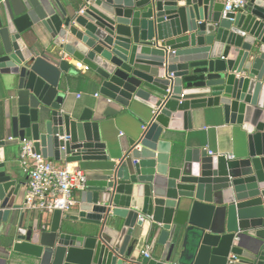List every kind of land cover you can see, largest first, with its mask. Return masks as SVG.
<instances>
[{"label": "water", "instance_id": "1", "mask_svg": "<svg viewBox=\"0 0 264 264\" xmlns=\"http://www.w3.org/2000/svg\"><path fill=\"white\" fill-rule=\"evenodd\" d=\"M222 9L215 0H0V109L12 138L57 162L111 160L93 112L64 108V56L109 103L153 112L131 150L88 178L74 215L26 225L11 204L22 185L15 165L0 161V222L21 264L130 263L146 243L141 264H264V0L224 18ZM38 28L52 42L35 50L26 40ZM198 113L238 127L244 156L172 148L169 131Z\"/></svg>", "mask_w": 264, "mask_h": 264}, {"label": "crops", "instance_id": "2", "mask_svg": "<svg viewBox=\"0 0 264 264\" xmlns=\"http://www.w3.org/2000/svg\"><path fill=\"white\" fill-rule=\"evenodd\" d=\"M216 3H221L215 0ZM222 4V3H221ZM29 47L38 50L43 46L51 43L48 34L38 28L34 35L27 37ZM75 61L70 60L71 71L65 75L64 85V108L68 109L72 106L90 109L94 117L99 121V130L101 140L106 144V152L110 156L109 162H82V163H66L63 161L57 162L51 160L59 167L68 166L70 169H79L88 177L103 176L102 169H112L113 163H116L121 157L127 154L130 150L131 140L137 139L143 132V126L147 127L152 120L153 112L145 109L141 112H133L122 108L117 104H111L109 101L99 95V92L88 81V73L81 72L74 68ZM4 90L0 84V106ZM169 139L172 141V148L176 149L178 144L180 150L187 148L205 149L211 155H225L227 158L238 159L244 156L246 151V143L242 141L245 137L238 127L226 125L223 122L222 116L217 118L198 113L194 115L190 121V127L184 129L183 121H179L175 127L169 131ZM5 122L3 120L2 111L0 109V161H11L17 170V180L22 185L16 197L11 199V204L19 206L18 214L24 215L26 225L33 222H49L52 215L42 214L35 210L26 208L27 176L22 172L19 164L20 142L12 138ZM179 150V151H180ZM80 198V195H79ZM77 210H73L71 214H76ZM64 217V216H63ZM112 229V227H111ZM109 234L114 235L113 231L109 230ZM4 223L0 222V264L6 261L8 264H21L20 256L13 255L10 250L6 249L8 240L6 238ZM132 240L130 242V245ZM129 245V246H130ZM149 244H145L143 250L148 248ZM143 257L141 253L135 252L132 257V262L124 264H141Z\"/></svg>", "mask_w": 264, "mask_h": 264}, {"label": "built area", "instance_id": "3", "mask_svg": "<svg viewBox=\"0 0 264 264\" xmlns=\"http://www.w3.org/2000/svg\"><path fill=\"white\" fill-rule=\"evenodd\" d=\"M222 5V17L241 12L248 0H219ZM64 60L70 59L64 56ZM74 68L86 72L87 68L75 62ZM147 127L143 126V131ZM9 140H13L9 138ZM212 155V154H211ZM230 158V157H228ZM232 159V158H230ZM19 164L27 176L26 208L42 214L51 215L60 211L62 216L69 215L80 204V193L85 189L88 176L79 169L68 166L59 167L49 159L33 151L31 141L20 143ZM143 258H150L148 248L141 252Z\"/></svg>", "mask_w": 264, "mask_h": 264}]
</instances>
